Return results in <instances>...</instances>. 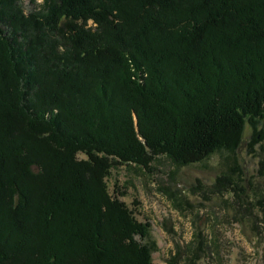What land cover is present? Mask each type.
I'll use <instances>...</instances> for the list:
<instances>
[{
	"label": "trees",
	"instance_id": "obj_1",
	"mask_svg": "<svg viewBox=\"0 0 264 264\" xmlns=\"http://www.w3.org/2000/svg\"><path fill=\"white\" fill-rule=\"evenodd\" d=\"M28 2L0 0V264H156L108 179L234 155L249 122L264 142V0ZM213 187L264 221L241 171ZM188 248L170 264H205Z\"/></svg>",
	"mask_w": 264,
	"mask_h": 264
},
{
	"label": "rangeland",
	"instance_id": "obj_2",
	"mask_svg": "<svg viewBox=\"0 0 264 264\" xmlns=\"http://www.w3.org/2000/svg\"><path fill=\"white\" fill-rule=\"evenodd\" d=\"M28 1L27 11L32 8ZM260 128L264 129V121ZM243 133L244 141L234 155L219 153L202 164L186 167L159 157L151 173L127 166L113 170L108 179L110 194L134 210L139 221L152 225V236L159 245L154 252L156 264H170L178 251L187 252L200 232L207 240L205 264H264L263 217L248 210L246 197H219L213 187L222 172L237 177L241 171L264 192V169L260 165L264 142L249 147L253 134L250 122ZM116 182L124 196L115 191ZM179 264H185L182 257Z\"/></svg>",
	"mask_w": 264,
	"mask_h": 264
}]
</instances>
